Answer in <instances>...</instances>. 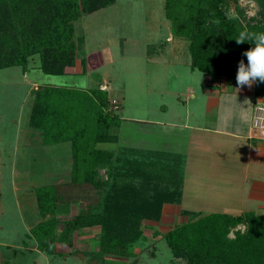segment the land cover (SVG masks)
<instances>
[{"label":"rangeland","instance_id":"rangeland-1","mask_svg":"<svg viewBox=\"0 0 264 264\" xmlns=\"http://www.w3.org/2000/svg\"><path fill=\"white\" fill-rule=\"evenodd\" d=\"M195 2L200 6L199 0ZM237 3L245 11L240 15L244 25L263 20L258 1L237 0ZM229 13L238 14L235 4L230 5ZM73 25L77 66L66 67L67 72L73 73L66 77L44 74L39 54L28 59L26 68H0V264H101L96 261L98 254H94L100 229L85 230L74 245L77 253L64 255H48L29 238L31 229L41 220L35 188L64 179L70 170L72 154L70 143L44 145L41 132L31 127L35 90L48 84L107 90L109 105L104 110L116 114L120 120L119 142L99 146L116 150L118 157L143 163L154 174L167 175L174 169L184 177L190 130L182 127L173 131L170 125L140 120L206 124L207 91L218 87L231 89L236 82L192 69L189 39L175 32L166 14L165 0H116L73 20ZM190 93L195 97H190ZM60 105L56 107L61 109ZM156 143L166 150L157 151ZM217 151L211 145L200 146L196 137L191 148L193 175L190 174L184 201L178 204L180 208L174 204L163 208L158 219H144L142 239L133 246L134 256L113 255L107 258L108 264H188L185 259L175 257L167 240L161 238L189 220L180 209L209 215L224 211L229 202L239 201L226 199L227 194L217 191L212 193L218 185H224L226 174L214 176L211 170L196 166L200 152L213 155ZM237 181L232 187L242 186ZM162 186L159 198L168 194ZM156 202L159 204L157 199ZM245 229L246 225L239 223L230 235L234 237L236 231ZM72 249L60 247L64 251Z\"/></svg>","mask_w":264,"mask_h":264},{"label":"trees","instance_id":"trees-1","mask_svg":"<svg viewBox=\"0 0 264 264\" xmlns=\"http://www.w3.org/2000/svg\"><path fill=\"white\" fill-rule=\"evenodd\" d=\"M115 1L0 0V68H26L28 59L39 54L44 74L66 77L73 73L66 71L77 66L73 20ZM199 1L200 6L195 0H165L167 17L175 32L189 39L192 69L210 77L236 79L239 61L247 64L242 54L254 44H237L235 39L241 31L264 32V0H256L263 20L246 25L240 18L245 11L237 0ZM231 4L238 14L229 13ZM254 90L261 96L264 83L257 81ZM34 94L31 127L41 132L44 145L70 143L72 154L68 176L35 188L41 220L29 238L48 255H64L77 253V239L85 230L97 228L101 233L96 261L108 264L107 258L113 255L133 257V246L143 236L144 219H158L166 203H180L182 175L174 169L167 175L154 174L139 161L99 147L119 142L120 120L104 110L109 105L107 90L48 84ZM60 103L61 109L56 107ZM162 185L168 190L163 200L159 198ZM182 212L189 220L161 235L175 257L188 264H264V215ZM239 223L246 229L232 237Z\"/></svg>","mask_w":264,"mask_h":264},{"label":"crops","instance_id":"crops-1","mask_svg":"<svg viewBox=\"0 0 264 264\" xmlns=\"http://www.w3.org/2000/svg\"><path fill=\"white\" fill-rule=\"evenodd\" d=\"M233 85L234 87L231 89L218 87L219 89H210L212 92L207 91L204 113L207 116L206 124H158L153 119L152 121H140L146 123L148 121L150 124L159 126L170 125L173 127V131L182 127L190 130L187 148V151L189 150L188 158H186L185 173L181 183L182 199L180 203H174L175 205L181 204L187 194L186 188L188 187L190 176L193 175V173L191 174V163L193 160L191 148L193 149L194 140L196 141L197 137V142H199L200 146L211 145L212 148L215 147L218 151L213 155L200 152L196 166L200 169L204 167L206 170H211L214 176L226 174L228 178L223 181L224 185H218L212 193L217 191V194H227L229 197L226 199L238 198L239 200L238 202H229L224 211L216 213H227L235 216L246 213L264 215L260 214V212H264V138L259 130L254 127L256 106L264 104V93L258 97L252 87L251 90L247 86L235 90L237 82H234ZM189 95L190 97H195L194 93ZM191 138H193V142H191ZM157 145L156 143L157 151L166 150L157 147ZM189 146H191L190 149ZM99 147L105 148L103 146ZM204 161L206 162L204 163ZM199 168L196 169L198 170ZM66 174L67 176L69 175L68 172ZM235 181L242 186L238 188L232 187ZM174 204L166 203L164 208L173 207ZM177 207L180 208V205ZM183 209L196 211L189 208ZM182 210L180 209V211Z\"/></svg>","mask_w":264,"mask_h":264},{"label":"clouds","instance_id":"clouds-1","mask_svg":"<svg viewBox=\"0 0 264 264\" xmlns=\"http://www.w3.org/2000/svg\"><path fill=\"white\" fill-rule=\"evenodd\" d=\"M235 40L237 44L246 41L254 44V47L242 54L247 58V64L243 59L238 63L236 82L239 88L244 86L251 88L257 81L264 83V32L250 34L241 31Z\"/></svg>","mask_w":264,"mask_h":264},{"label":"built area","instance_id":"built-area-1","mask_svg":"<svg viewBox=\"0 0 264 264\" xmlns=\"http://www.w3.org/2000/svg\"><path fill=\"white\" fill-rule=\"evenodd\" d=\"M254 114V127L259 130L261 136L264 138V104L256 106Z\"/></svg>","mask_w":264,"mask_h":264}]
</instances>
